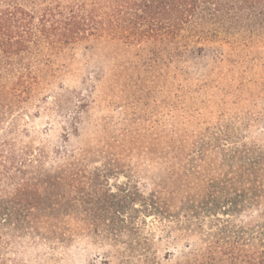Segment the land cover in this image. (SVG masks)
Segmentation results:
<instances>
[{"label":"trees","instance_id":"trees-1","mask_svg":"<svg viewBox=\"0 0 264 264\" xmlns=\"http://www.w3.org/2000/svg\"><path fill=\"white\" fill-rule=\"evenodd\" d=\"M27 3L0 4V264H28L27 250L53 264L85 238L107 248L105 264H264V137L229 117L163 123L138 109L207 32L225 39L264 24V0ZM98 41L121 51L97 86L124 104L120 120L81 135L82 104L65 144L39 142L20 122L47 101L51 55Z\"/></svg>","mask_w":264,"mask_h":264},{"label":"rangeland","instance_id":"rangeland-1","mask_svg":"<svg viewBox=\"0 0 264 264\" xmlns=\"http://www.w3.org/2000/svg\"><path fill=\"white\" fill-rule=\"evenodd\" d=\"M28 1L0 0V4H29ZM197 27L195 23L188 27V35H193L192 38H196ZM255 28L252 32L225 39L216 38L213 30L207 32L209 40L196 42L198 47L194 53L172 63L169 70H162L160 81L155 82L160 83L163 90L157 86L151 99L140 104L138 109L148 115L149 121L161 120L163 123L194 115L200 116L204 125H212L220 117H229L236 126L252 124V130L244 132L245 135L264 137V24ZM120 53V48L110 42L98 41L51 55L49 60L56 78L45 92L47 101L41 107L29 108L28 114L21 119V126L39 142L51 147L65 144V128L71 121L69 114H75L82 104L88 105L89 121L83 119L85 129L81 135L93 132L94 124L102 118L120 120L124 104L110 103L113 96H105V90L97 88L111 69L123 62L113 58ZM30 58L33 57L27 56L28 60ZM148 78H153V74ZM150 85L155 86L151 82ZM65 93L64 101H69L63 103L61 111L55 101ZM81 116L86 117L85 113ZM68 133V144L78 145L72 130ZM116 182L111 180V183ZM106 251V247L100 248L85 238L75 242L65 254H59L53 264H105ZM41 253L27 250L23 258L28 264H38ZM109 264L114 262L111 260Z\"/></svg>","mask_w":264,"mask_h":264}]
</instances>
